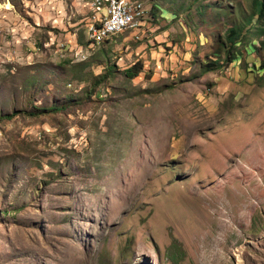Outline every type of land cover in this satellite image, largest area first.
Wrapping results in <instances>:
<instances>
[{
  "label": "rangeland",
  "instance_id": "1",
  "mask_svg": "<svg viewBox=\"0 0 264 264\" xmlns=\"http://www.w3.org/2000/svg\"><path fill=\"white\" fill-rule=\"evenodd\" d=\"M131 1L0 0V264H264V37L205 66L253 0Z\"/></svg>",
  "mask_w": 264,
  "mask_h": 264
},
{
  "label": "trees",
  "instance_id": "2",
  "mask_svg": "<svg viewBox=\"0 0 264 264\" xmlns=\"http://www.w3.org/2000/svg\"><path fill=\"white\" fill-rule=\"evenodd\" d=\"M199 1V0H196ZM195 2L191 1V3ZM253 8L252 11L249 12L247 8H244L242 5L239 6L237 14H235L234 18L231 17V14L228 12L229 7L226 5H221L219 3H214L210 7L209 14L211 19L206 17L204 22H207L212 28L220 31L216 34V32H212L207 36V39L214 40L218 42L216 57L212 63H208L206 66V70L213 69L215 67H220L221 62H233L237 61L241 53L239 52L238 46L242 44L243 40L247 39L246 45L244 47H253L255 44L253 43V39L256 37L261 38L264 37V0H253L252 2ZM181 10H183L184 4H180ZM160 11V7L156 2L152 4V12ZM190 9H188V12ZM201 14L204 12L208 13L207 10L200 11ZM244 13L241 15V13ZM226 15V21L221 19L222 16ZM98 25V23H96ZM250 34L251 36L249 37ZM94 41H88L87 44H93ZM96 44V43H95ZM256 49V48H255ZM224 59L222 60L221 58ZM113 69L112 65L109 66V70ZM143 70L142 63H135L132 67L126 69V75L128 77H135L139 74V72ZM66 107L65 104H53L47 110L50 112H56L64 109Z\"/></svg>",
  "mask_w": 264,
  "mask_h": 264
},
{
  "label": "bare ground",
  "instance_id": "3",
  "mask_svg": "<svg viewBox=\"0 0 264 264\" xmlns=\"http://www.w3.org/2000/svg\"><path fill=\"white\" fill-rule=\"evenodd\" d=\"M94 8V19L96 21L90 28L89 35L95 41L119 32L124 29L136 27L142 17L144 7L141 1L130 2V0H92ZM113 22V27L109 25ZM98 23V25H96Z\"/></svg>",
  "mask_w": 264,
  "mask_h": 264
},
{
  "label": "built area",
  "instance_id": "4",
  "mask_svg": "<svg viewBox=\"0 0 264 264\" xmlns=\"http://www.w3.org/2000/svg\"><path fill=\"white\" fill-rule=\"evenodd\" d=\"M111 27H113V22L109 25V28H111ZM98 40H99L98 36H95V42L94 43L97 44Z\"/></svg>",
  "mask_w": 264,
  "mask_h": 264
}]
</instances>
